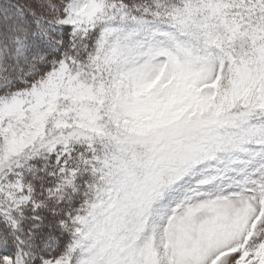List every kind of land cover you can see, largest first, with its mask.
<instances>
[{"label": "rangeland", "instance_id": "374dc122", "mask_svg": "<svg viewBox=\"0 0 264 264\" xmlns=\"http://www.w3.org/2000/svg\"><path fill=\"white\" fill-rule=\"evenodd\" d=\"M64 11L73 55L0 95V209L51 179L67 223L40 264H264V0Z\"/></svg>", "mask_w": 264, "mask_h": 264}, {"label": "trees", "instance_id": "16d2710c", "mask_svg": "<svg viewBox=\"0 0 264 264\" xmlns=\"http://www.w3.org/2000/svg\"><path fill=\"white\" fill-rule=\"evenodd\" d=\"M69 1L0 0V95L28 87L60 60L73 55L68 26L49 38L45 32L37 33L40 23L46 26L64 16ZM29 72L30 76L24 78ZM27 178L35 204L32 202L31 208L30 202L15 210L0 209V256H17L22 264H40L56 258L65 248L69 237L62 224L67 223L64 212L53 206L50 197L43 194L37 198L40 190L50 189L51 179ZM45 239L54 241L40 248L39 243Z\"/></svg>", "mask_w": 264, "mask_h": 264}]
</instances>
